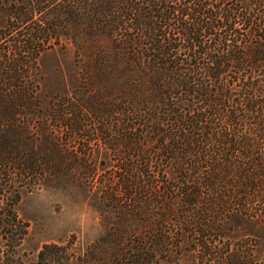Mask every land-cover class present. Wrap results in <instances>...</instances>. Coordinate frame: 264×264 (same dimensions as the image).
Here are the masks:
<instances>
[{
	"label": "trees",
	"instance_id": "1",
	"mask_svg": "<svg viewBox=\"0 0 264 264\" xmlns=\"http://www.w3.org/2000/svg\"><path fill=\"white\" fill-rule=\"evenodd\" d=\"M258 119L264 0H0V264H20L22 195L70 186L93 193L104 233L33 264L261 261L263 218L211 196ZM244 236L253 248L229 242Z\"/></svg>",
	"mask_w": 264,
	"mask_h": 264
},
{
	"label": "rangeland",
	"instance_id": "2",
	"mask_svg": "<svg viewBox=\"0 0 264 264\" xmlns=\"http://www.w3.org/2000/svg\"><path fill=\"white\" fill-rule=\"evenodd\" d=\"M72 79L68 78L66 83L68 85L73 83ZM57 84L55 77L49 80L45 88V93L49 97L54 94ZM258 123L260 125L256 126ZM221 129L224 130L223 127ZM238 133L243 136L247 147L251 149L245 153V156L234 158L235 166L232 169L222 170L218 174L217 178L222 182L218 188L211 191L213 193L211 196L219 198L226 210L242 212L246 218L258 217L264 220L261 216L264 212V119L248 121L245 127L238 130ZM76 136L82 140L86 139L87 135L78 133ZM89 139L96 138L89 137ZM200 176L203 178L205 175ZM92 195L93 193L88 194L76 186L24 193L17 206L21 226L26 230L24 239L17 249L19 263H36L41 249L46 244L71 245L78 254L86 252L90 245L104 233L107 224H105V216L102 215L100 205ZM223 214L222 212L212 217L223 220L225 218ZM247 221H240L241 225L237 229L241 234H245ZM139 224L141 225V222ZM142 233L146 232L142 229ZM223 234L227 232L217 233L215 238L222 239ZM146 235L150 236L148 232ZM194 237L191 235L190 239ZM229 242L233 246L241 245V243H245L250 248L255 246L254 239L250 236H244L241 240L229 239ZM105 255V253L101 254L90 264H107ZM201 256L198 254V259L189 264H206ZM115 260L116 262L133 261L131 254L116 256ZM170 264H188V262L170 259ZM208 264H218V261L209 260ZM254 264H264V257Z\"/></svg>",
	"mask_w": 264,
	"mask_h": 264
}]
</instances>
